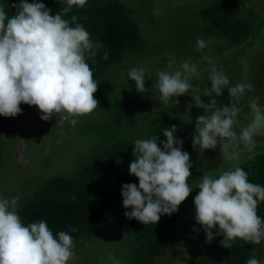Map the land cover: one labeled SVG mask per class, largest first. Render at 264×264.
Listing matches in <instances>:
<instances>
[{
    "label": "clouds",
    "instance_id": "1",
    "mask_svg": "<svg viewBox=\"0 0 264 264\" xmlns=\"http://www.w3.org/2000/svg\"><path fill=\"white\" fill-rule=\"evenodd\" d=\"M65 6L52 14L44 3L19 0L11 7L15 14L9 17L0 5V116L16 117L22 113L20 105L36 107L43 121L54 116L59 123L75 125L78 118L92 114L99 106L95 98L98 83L86 60L95 63V49L104 48L93 43L90 33L71 15L73 8H83L87 0H59ZM187 6V5H186ZM74 25V26H73ZM197 50L206 43L197 39ZM104 60L108 59L105 53ZM175 58L166 66L172 69ZM197 65L191 59H182L174 71L156 70L151 88L145 87L146 69L133 67L128 78L135 82L136 91L155 90L157 100L165 108L173 107L183 95H191L195 106L204 110L195 121L192 146L195 150H215L219 146L224 161L240 159V145L251 152L254 137L264 135V108L258 98L249 102L248 124L237 134L235 126L241 112L239 101L254 86L230 81L222 69L211 67V87L204 88L208 97L220 96L228 87L230 104L218 106L215 98L205 103L200 89L194 88L193 77H198ZM195 92V95L190 93ZM177 127L165 128L163 150L158 137L137 139L128 172L138 178L136 183L122 185L121 194L128 219L144 225L158 224L162 215L171 216L189 197L193 188L188 180L193 167L190 154L182 149L183 140L175 136ZM198 194L194 198L195 220L206 233V241L214 239L213 229L219 226L221 246L232 247L239 239L245 243L260 244L264 240V220L258 215V204L264 202V186L249 182L248 173L239 166L222 172L204 171L199 178ZM75 200V197H72ZM19 197H0V264H69L74 258L72 236L60 231L54 236L45 220L25 224L17 212ZM77 229H73L76 231ZM196 231V229H193ZM245 264H261L255 257Z\"/></svg>",
    "mask_w": 264,
    "mask_h": 264
},
{
    "label": "rangeland",
    "instance_id": "2",
    "mask_svg": "<svg viewBox=\"0 0 264 264\" xmlns=\"http://www.w3.org/2000/svg\"><path fill=\"white\" fill-rule=\"evenodd\" d=\"M131 1L133 3L134 0ZM163 1L173 2L169 11L156 10L155 14L148 6V2L152 3L153 0H145L143 11H136L134 14L141 30V36L145 39L143 46L147 55L143 58L144 60L138 59L136 63H130L125 56L121 63H117L106 73L104 79L108 80L109 85L105 84L101 96L99 90L102 81L95 80L99 85L94 94L95 98L100 102L101 97H104L107 92L115 90V94H118L117 91L123 86L132 83L133 81L128 78V71L133 67H143L146 69V75H154V80L147 81V85L151 88L157 77L153 73L156 67L148 65L147 60L149 59L150 61L151 59L159 61L160 64L163 62L162 70H166L167 60L174 57L175 65L172 69L175 70L182 59L190 58L191 62L198 66L199 73V76L193 77L191 81L194 88H199L200 84L209 79L212 65L223 70L229 78V86L238 82H247L254 86V91H248L238 104L241 112L237 117L238 123L235 126V131L239 134L241 127L246 126L249 122L248 116L251 111L249 102L258 98V104L264 108V73L256 71L261 64H264L261 62L264 60V24L259 25L258 30H250L251 34L244 35L243 41L235 45H232V42L226 40L225 37H220L222 35L214 37L212 40L206 37L203 39L206 47L198 51L196 41L198 38H202L198 30L194 28V24H199L200 21L192 22V19L189 21L186 17L197 18L199 16L197 10L207 5L211 0H161L160 2ZM139 3H141L140 0ZM262 6H264V0H242L239 17L248 19L251 26L256 23L260 24L264 19L262 18V14L264 15ZM251 35L255 39L253 43ZM225 88L228 89V87ZM145 92L149 95L153 92L154 97L150 99V96L146 95L145 98L129 101L124 99L121 94L119 95L123 99L119 103L123 108L124 115L127 121L132 123L129 130L133 131V137L128 129L127 131L133 140L146 139L145 131L148 119L157 114L160 109L168 112L193 136L197 116L205 113L202 108L195 106L191 95L174 98L178 99L179 103L165 109L157 100L158 93L155 90ZM190 94L195 95L196 93ZM20 107L22 113L16 117H5L4 127L0 129L2 140L0 197L11 199L19 196V200H24L52 176L72 175L78 167L92 161L90 154L93 153L92 150L98 151L95 155H100L108 147L105 146L108 139L106 135L98 132L81 134L85 123L104 122V119L96 116L103 112L94 111L90 115L78 118L77 123L72 125L69 122L62 124L57 122L59 117L56 116L49 121H43L36 107L23 103ZM72 130L77 132L71 133ZM71 135L75 137H70ZM75 139L79 143L75 142ZM254 140L255 147L251 152L240 145L238 161L222 160L219 146L215 150L210 149L204 152L199 149L194 150L190 156L191 163L196 167L194 176L199 177L191 185L189 184L193 190L179 210H189V206H195L194 198L199 192L196 187L204 171L218 174L241 164L252 154L264 153V135H256ZM19 187L21 188L19 189ZM190 210L188 226L187 223H184L186 227L183 236L185 234V238L170 236L167 247L157 254L150 264H187L192 261L193 256L206 252L208 248L221 246L220 241L223 236L217 235L219 226L217 225L213 229V241L207 242L206 233L196 223L195 207ZM119 219L111 218L108 213L102 215L96 230L88 235L85 234L79 239L78 244H75L74 258L69 264H132L131 256L126 252V250H130L131 246L128 241V223L124 220L119 221ZM195 242H202V244ZM234 242H240V240L237 239L232 243ZM253 251L260 252V256L264 260V240Z\"/></svg>",
    "mask_w": 264,
    "mask_h": 264
},
{
    "label": "trees",
    "instance_id": "3",
    "mask_svg": "<svg viewBox=\"0 0 264 264\" xmlns=\"http://www.w3.org/2000/svg\"><path fill=\"white\" fill-rule=\"evenodd\" d=\"M144 1L140 0L141 3H139V0H134L132 3L131 0H87L83 8L74 7L72 12L64 17L70 19L71 15H76L77 22L90 33L93 43L99 41L104 45V48L95 49L97 53L94 57L95 63L92 60H86L93 71L94 80L102 81L99 90L100 96L104 91L105 84L109 85L108 80L104 79L105 75L114 65L121 63L125 56L130 63H136L138 59H143L147 55L143 46L145 39L141 36L138 21L134 18L136 11H143ZM160 1L148 2L151 12L156 14V10L165 12L172 8L173 2ZM28 2L44 3L48 9H51L53 15L65 6L60 4L59 0H28ZM16 3H19V0H0V5L4 6L9 17L15 14L16 9L11 6ZM241 6L242 0H211L207 5L197 10L199 15L197 18L186 17V19L189 21L192 19V22L200 21L199 24H194V28L198 30L202 39L209 37V40H212L214 37L222 35L220 37H225L226 40L232 42V45H235L243 41L244 35L251 34L250 30H258L259 25L264 24V19H262L260 24L256 23L251 26L248 19L239 17ZM262 18H264L263 14ZM251 37L253 43L255 39L252 35ZM105 53L108 55L107 60L103 59ZM147 62L149 67H156L153 72L155 75L156 70L163 69L161 66L163 62L160 64L159 61L152 59ZM261 62L263 63L264 60ZM166 70L168 69L166 68ZM169 71H174V69ZM256 71L264 73V64H261ZM150 80H154L153 74L145 76L147 88H149L147 81ZM206 87H211L209 79L199 85V94L205 103H210L211 99L215 98L218 106L230 104L228 89L224 88L220 96L208 97L203 94ZM117 92L119 93L115 94V90L107 92L104 97H101L102 100L95 110L97 113L103 112L96 116L104 119V122L93 124L87 122L84 124L85 127H82L84 130L81 129V134L84 135L90 132L106 135L108 137L105 144L108 146L107 149L100 155H95L98 151L92 150L93 153H90L92 161L78 167L72 175L52 176L31 196L19 200L17 212L25 226L43 219L54 236L58 238L59 232L64 231L72 236L74 244H78L79 239L85 234L88 235L96 230L101 216L108 213L111 218L116 220L120 218L119 221L124 220L128 223V241L131 246L130 250H126L128 253L126 254L131 256L132 264H150L157 254L167 247L170 236L185 238V234L183 236L186 227L184 223H187L188 226L190 209L195 206L188 205L189 210L178 209L171 216L162 215L158 224L144 225L125 216V212L131 209H125L123 206L122 185L136 183L138 186L139 181L128 172L130 163L135 159L132 154L135 140L132 138L133 131L129 130L132 123L128 122L124 115L123 108L119 103L123 99L119 95L121 94L124 99L131 101L145 98L149 93L137 92L134 81L123 86ZM149 96L150 99L153 98V92ZM4 119V116H0V129L4 127ZM171 126L177 127L175 136L183 140L182 149L191 156L195 150L192 146V136L187 129L180 125L179 121L161 109L148 119L145 131L146 139L158 137L157 143L161 142L159 146L163 150V142L167 139L163 136V131L165 128L171 130ZM73 132L77 131L72 130L71 133ZM70 137L75 136L71 135ZM75 142L79 143L76 139ZM1 147L0 137V149ZM237 166L248 173L249 182L264 186V153L252 154ZM190 171L192 176L188 183L191 185L199 176H194L195 166ZM73 196L75 200L72 199ZM181 206L183 203L179 208ZM258 215L264 220V202L258 204ZM73 229L77 230L73 231ZM132 242L133 244H131ZM195 243L202 244V242ZM257 245L241 240V242L232 243L231 249L223 246L208 248L206 252L193 256L192 261L187 264H245L251 257L257 258L261 264H264L260 252L253 251Z\"/></svg>",
    "mask_w": 264,
    "mask_h": 264
}]
</instances>
